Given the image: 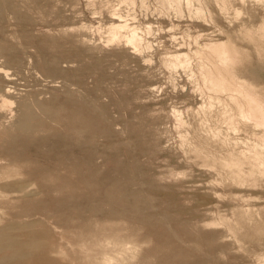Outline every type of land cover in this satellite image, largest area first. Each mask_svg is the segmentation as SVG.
Segmentation results:
<instances>
[{
  "label": "rangeland",
  "instance_id": "obj_1",
  "mask_svg": "<svg viewBox=\"0 0 264 264\" xmlns=\"http://www.w3.org/2000/svg\"><path fill=\"white\" fill-rule=\"evenodd\" d=\"M8 240L264 264V0H0V264L36 262Z\"/></svg>",
  "mask_w": 264,
  "mask_h": 264
},
{
  "label": "bare ground",
  "instance_id": "obj_2",
  "mask_svg": "<svg viewBox=\"0 0 264 264\" xmlns=\"http://www.w3.org/2000/svg\"><path fill=\"white\" fill-rule=\"evenodd\" d=\"M135 35V34H134ZM135 38V37H134ZM87 110V109H86ZM82 116V115H81ZM88 126V125H87ZM24 240V239H23ZM17 241L15 240H8L7 244L5 245V248L9 249L10 250V254H11V260L12 259H21L27 255H31L34 257V259H37L36 262H40L41 259L39 260L38 258L40 257H37L35 258L36 256V249L37 247H39V245L36 244V241L32 240L31 243L29 245H25V246H20L18 249H16V244ZM48 249V248H46ZM6 250V249H5ZM45 252V251H44ZM38 255H39V252H38ZM47 256V255H46ZM49 259H47L48 261ZM32 261V260H31ZM52 261V260H51ZM29 262V261H28ZM34 260H33V263L34 264H37ZM43 262V261H42ZM54 262V261H53ZM0 263H1V260H0ZM39 264V263H38ZM42 264V263H41ZM51 264V263H50Z\"/></svg>",
  "mask_w": 264,
  "mask_h": 264
}]
</instances>
